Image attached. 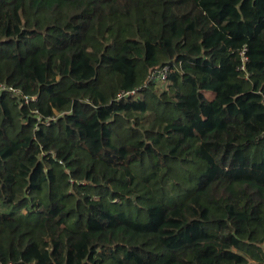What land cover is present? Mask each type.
<instances>
[{
  "label": "trees",
  "instance_id": "1",
  "mask_svg": "<svg viewBox=\"0 0 264 264\" xmlns=\"http://www.w3.org/2000/svg\"><path fill=\"white\" fill-rule=\"evenodd\" d=\"M1 83L0 264H264V0H0Z\"/></svg>",
  "mask_w": 264,
  "mask_h": 264
},
{
  "label": "built area",
  "instance_id": "2",
  "mask_svg": "<svg viewBox=\"0 0 264 264\" xmlns=\"http://www.w3.org/2000/svg\"><path fill=\"white\" fill-rule=\"evenodd\" d=\"M170 70L171 69L168 64H164L158 68H154L150 70L149 73L147 74V77H146V80L143 86L146 87L149 83H154V84L155 83H165L167 81L168 73L170 72ZM139 88L140 87H137L131 90H121L116 94V99H121V98L129 97V96H136ZM1 91L10 92L12 95L16 96L19 101H22L26 104H28L30 101L36 100L35 96H29V95L23 94V92L19 88H15L9 84L1 83L0 92ZM34 112L37 113V110H34ZM56 115L47 116L46 119L47 120L55 119ZM37 118L40 119V116L38 115ZM7 264H36V263L34 261L25 262V261L19 260L16 263L8 262Z\"/></svg>",
  "mask_w": 264,
  "mask_h": 264
},
{
  "label": "rangeland",
  "instance_id": "3",
  "mask_svg": "<svg viewBox=\"0 0 264 264\" xmlns=\"http://www.w3.org/2000/svg\"><path fill=\"white\" fill-rule=\"evenodd\" d=\"M125 60L128 61L127 59ZM164 85H165L164 83H156V86L160 89H162Z\"/></svg>",
  "mask_w": 264,
  "mask_h": 264
}]
</instances>
